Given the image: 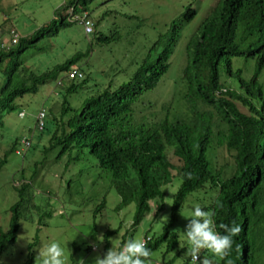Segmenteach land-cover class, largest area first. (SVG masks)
Segmentation results:
<instances>
[{
    "label": "rangeland",
    "instance_id": "obj_1",
    "mask_svg": "<svg viewBox=\"0 0 264 264\" xmlns=\"http://www.w3.org/2000/svg\"><path fill=\"white\" fill-rule=\"evenodd\" d=\"M219 0H0V42L6 32L17 30L22 37H31L43 26H49L56 12L57 23L20 55L19 70L28 67L42 73L65 62L77 53H87L73 67L83 72L85 79L76 80L81 87L67 92L70 81L62 84L51 80L35 93H26L14 100L12 111L3 110L0 120V155L9 149L7 164L0 170V230L10 227L11 207L22 203L17 240L0 255V264H26L30 257L36 264L39 250L50 243H59L65 250L66 264H91L97 255H104L113 244L123 246L128 239L159 238L172 215L173 203L182 180L173 170L174 178L163 186V207L159 199L151 200V210L138 225H133L136 202L119 207L121 195L112 173L101 167L98 159L86 148H74L60 155L59 148L46 152L50 138L61 119V106L66 98L72 107H78L106 88L116 89L128 82L144 62L166 56L170 64L158 84L144 90L133 103L132 126L151 125L167 116L180 118L187 113L184 97L183 72L189 62V43L199 26ZM85 6L95 23L94 32L86 34L84 26L74 19L69 21L71 6ZM195 10L187 19L185 14ZM77 17L82 15L77 13ZM57 25V26H56ZM57 28V32H55ZM48 30V28H47ZM160 42V43H158ZM7 60L0 67L1 89L8 78ZM221 67L222 81L233 90H240L235 74L238 68L249 79L255 70L256 59L232 58L234 73L227 74L226 61ZM18 75V74H17ZM17 77V76H16ZM264 88V67L260 75ZM243 112L248 108L238 103ZM44 111L45 128L37 127L38 116ZM67 118V117H66ZM29 139L30 147L22 140ZM18 150V151H17ZM217 167L230 176L235 169L233 155L220 147L209 150ZM168 155L179 165L171 148ZM177 176V177H176ZM26 185L21 196L19 188ZM219 188L207 183L191 192L181 207L172 231L183 236L190 218L182 214L191 211L189 205H206L213 212ZM104 202L103 207H101ZM169 203V204H168ZM171 204V205H170ZM214 221V218H213ZM107 231H113L106 237ZM80 232V233H79ZM88 234L85 236V234ZM97 235L105 239L100 242ZM113 243V244H112ZM150 264H186L183 256L187 248H170L166 241L152 249ZM204 255L220 263V257Z\"/></svg>",
    "mask_w": 264,
    "mask_h": 264
},
{
    "label": "trees",
    "instance_id": "obj_2",
    "mask_svg": "<svg viewBox=\"0 0 264 264\" xmlns=\"http://www.w3.org/2000/svg\"><path fill=\"white\" fill-rule=\"evenodd\" d=\"M74 8L75 13L88 12L85 6ZM193 14L195 10L185 16L189 19ZM56 16L49 26H43L31 37L21 36L8 49L2 48L0 42V67L10 60L8 78L1 89L0 114L3 110L12 111L16 98L37 92L88 55L77 53L42 73L28 67L22 68L18 75L15 73L21 65L18 55L50 32L58 16L64 25L65 16L61 12H56ZM188 47L189 62L182 76L188 114L171 119L167 113L154 124L132 126L134 101L144 90L154 88L169 68L166 56L161 54L144 62L128 82L114 90L106 88L87 98L81 106L72 107L65 98L60 122L45 151L59 148V154L63 155L74 148L88 149L101 167L112 173L121 195L119 207L136 202L135 226L150 212L151 200L159 199L158 209H162L163 186L172 181L176 170L182 183L171 219L163 234L155 242L151 239L147 243L151 249L164 241L170 248L177 246L178 234L171 229L187 196L207 183L217 186L219 193L213 204L216 230L223 233L220 226L231 225L233 221L241 227L228 255L220 258L219 264H264V88L260 82L264 67V0H219ZM237 56L256 59L249 79L243 77L241 68L235 71L238 91L225 86L221 73L224 61L226 77L234 73L232 58ZM80 87L76 80L71 81L67 92ZM238 103L248 108L249 113L243 112ZM220 147H226L234 157L235 169L228 177L222 167H217L213 154L209 157L210 149ZM169 148L179 165L170 159ZM12 149L0 155V170L7 164ZM26 189V185L19 188L21 196ZM22 203L11 207L9 229L0 230V255L17 240ZM112 233L107 231L106 237ZM26 264H33V258Z\"/></svg>",
    "mask_w": 264,
    "mask_h": 264
},
{
    "label": "clouds",
    "instance_id": "obj_3",
    "mask_svg": "<svg viewBox=\"0 0 264 264\" xmlns=\"http://www.w3.org/2000/svg\"><path fill=\"white\" fill-rule=\"evenodd\" d=\"M63 77L60 79H64ZM43 129L44 127L40 130ZM189 207L191 211L182 214L185 218L190 219L186 230H183V236L179 240L180 247L187 248L183 255L188 261L186 264H213V259L204 255L205 252L211 253L213 258L227 256L232 248L234 238L241 231V227L233 221L231 225L222 224L220 227L224 231L223 233L218 232L213 221L214 213L207 210L206 205L196 203L189 205ZM87 235L85 234V236ZM104 239L103 235H97L98 241L102 242ZM148 242L144 239L132 238L128 239L122 247L112 243L113 247L104 255L95 256L91 264H150L153 250L148 247ZM36 264H66L65 250L59 243H50L46 248L38 251Z\"/></svg>",
    "mask_w": 264,
    "mask_h": 264
},
{
    "label": "built area",
    "instance_id": "obj_4",
    "mask_svg": "<svg viewBox=\"0 0 264 264\" xmlns=\"http://www.w3.org/2000/svg\"><path fill=\"white\" fill-rule=\"evenodd\" d=\"M77 15L78 14L75 13V8L71 7L68 13V16H69L68 18L70 20L69 22H71V20L73 19L75 21H79L84 26L86 34H90L94 32L95 23L93 19L90 17L89 13L86 11V12H83L80 17H77ZM19 39H20V34L17 32V30L11 29L9 32L5 33V36L1 42V47L8 49L16 45L19 42ZM63 78L69 81L81 80L84 78V74L82 71L76 69L75 67H71L69 70L64 72ZM62 80L63 79H60L58 81V84H62ZM45 115H46L45 112L42 111L40 112L38 116V128L39 129H42L44 127ZM22 143L26 147H29L31 145V142L28 139H24ZM149 239H150L149 237L144 238V240H146L147 242Z\"/></svg>",
    "mask_w": 264,
    "mask_h": 264
}]
</instances>
